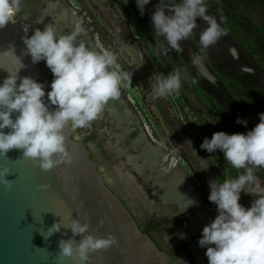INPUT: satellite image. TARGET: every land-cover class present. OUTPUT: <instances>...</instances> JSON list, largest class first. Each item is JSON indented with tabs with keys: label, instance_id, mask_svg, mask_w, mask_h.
<instances>
[{
	"label": "clouds",
	"instance_id": "1",
	"mask_svg": "<svg viewBox=\"0 0 264 264\" xmlns=\"http://www.w3.org/2000/svg\"><path fill=\"white\" fill-rule=\"evenodd\" d=\"M149 2L134 0L141 15ZM21 4L22 0H0V30L16 22ZM197 18L206 25L199 33L198 42L207 49L224 35V29L215 17L207 14L205 0H158L150 22L153 33L162 37L170 50L181 51L179 42L192 36ZM27 31L24 29L25 35L21 36L24 48L19 56L11 43L0 51V68L8 73L0 81V157L12 149L21 150L22 157L31 159L46 172L69 159L65 128L90 127L109 101L118 99L121 89L130 86L131 74L121 69L111 50H97L78 39L86 34L80 19L75 20L67 34H59L52 24L44 25L42 30L33 29L30 36ZM25 55L32 64L43 61L50 70L53 79L47 93L43 83L18 75L25 68L21 60ZM199 60L198 56L194 57L192 63ZM182 79L185 76L179 67L167 75H157L151 83L153 98L177 94ZM258 118V123L244 133L217 131L199 145L210 154L218 150L231 168L242 170L222 182H208L207 199L216 206L217 214L202 228L197 241L205 249L207 264H264V187L254 175L255 169H264V112ZM235 123L246 125L247 122L237 117ZM185 144L191 149L190 141ZM8 173L7 167L0 168V187L5 191L13 187L12 181L5 179ZM43 188L38 186L37 190ZM241 193L253 198L247 208L238 202ZM183 197L180 213L195 203ZM65 227L82 239L75 246L72 239L60 240L59 255L72 258L77 264L89 262L91 253L115 243L111 236L85 234L89 229L87 222L71 220ZM60 228L61 224L53 223L47 236Z\"/></svg>",
	"mask_w": 264,
	"mask_h": 264
},
{
	"label": "rangeland",
	"instance_id": "2",
	"mask_svg": "<svg viewBox=\"0 0 264 264\" xmlns=\"http://www.w3.org/2000/svg\"><path fill=\"white\" fill-rule=\"evenodd\" d=\"M64 1L71 9L63 7L61 10L66 9L67 13L74 10V19H80L86 30L82 39L88 42L89 37V42L97 50H111L121 69L131 74L130 86L121 90L139 107L141 120L156 143L174 152L179 167L185 170L200 198L201 209L207 213L216 211V206L207 199L208 182H222L242 170L231 168L218 150L210 154L199 145L205 137L210 139L217 131L232 134L250 130L258 123V114L264 112V18L251 0H205L207 14L217 19L224 35L209 48H201L198 36L206 25L197 18L192 36L179 42L181 51L170 50L163 38L153 33L150 17L158 0H150L143 15L134 0ZM44 8L45 0H22L15 19L28 29V36L35 28L42 30V22L55 18L60 10L53 11L55 13L49 17L47 13L51 8L45 12ZM122 42L131 44L137 52L145 77L129 64L130 57L120 51ZM197 56L199 63L193 64L192 59ZM177 67L185 76L179 92L165 98H153L151 83L155 77L167 75ZM34 68L38 69L42 80L44 65L39 62ZM154 109L162 120L156 117ZM237 117L245 120L246 125L235 123ZM83 130H72V135L77 138ZM102 136V140L109 139L106 133L102 132ZM185 141L191 142V149ZM120 162L118 172H121L125 185L133 193L139 192L128 172L152 200L146 201V205L155 219L178 214L181 217L179 222L183 221L185 213H177L178 210L161 204L158 197L152 198L145 177L131 170L125 158L121 157ZM200 162L206 165L209 176ZM254 175L264 187V169H255ZM252 199L241 193L238 202L247 208ZM179 260L185 263L183 258ZM190 263L194 264V261L191 259Z\"/></svg>",
	"mask_w": 264,
	"mask_h": 264
},
{
	"label": "water",
	"instance_id": "3",
	"mask_svg": "<svg viewBox=\"0 0 264 264\" xmlns=\"http://www.w3.org/2000/svg\"><path fill=\"white\" fill-rule=\"evenodd\" d=\"M48 4L54 5L52 11L69 8L64 0H45L44 12L49 8ZM13 31V23L0 30V51L11 43L19 56L22 51L20 40L17 41ZM87 40L89 42V38ZM21 60L25 68L18 75L30 76L43 83L47 93L48 85L39 77L38 69L33 74L25 56ZM7 75L0 68V81ZM4 131L7 132L8 129ZM65 136L69 159L61 161L46 172L31 159L22 157L21 150L12 149L4 157H0V168L9 169L5 179L13 184L10 191L0 187V264H77L72 258L60 256L58 248L60 240L72 239L75 246L82 239L80 235L73 236L70 229L65 227L71 220L87 222L89 229L85 234L102 238L111 236L115 241L107 249L91 253L90 261L85 264H169L167 253L148 234L141 231L136 214L110 189L85 143L73 137L72 130L68 127L65 128ZM125 163L127 164L126 160ZM127 175L139 188V192L130 191L120 175L124 188L149 212L146 201L152 200L135 178L128 172ZM38 186L44 188L38 191ZM149 192L157 197L151 187ZM161 204L177 209V213L183 211L182 204L179 203L161 200ZM185 212L187 214L183 221L173 225V231L179 238L180 226L177 225H187L194 215L204 211L199 204H195L182 213ZM53 223L61 224L60 231L47 236V230ZM200 235L199 230L180 238L186 244V250L195 264L199 263L193 255L191 245ZM165 237L172 241L170 234ZM179 258H183L184 264H191L186 254H179Z\"/></svg>",
	"mask_w": 264,
	"mask_h": 264
},
{
	"label": "bare ground",
	"instance_id": "4",
	"mask_svg": "<svg viewBox=\"0 0 264 264\" xmlns=\"http://www.w3.org/2000/svg\"><path fill=\"white\" fill-rule=\"evenodd\" d=\"M48 7L51 8H48L50 10L48 12L50 13H47L50 17L51 13H55L52 11L54 5L48 4ZM67 12L66 9H60L58 13L55 14V18H51L50 21H44L41 25L44 27L46 24H52L59 34H67L72 31L76 20L74 19L75 15L73 10H70L69 13ZM13 24V34L17 41L20 40L19 45L23 50L24 45L21 42V36L25 33L24 27L19 20H16ZM78 39H82V36L78 37ZM84 41L86 46H88V42L86 40ZM119 49L122 53L130 57L129 64L139 72V74L145 77L139 63L138 54L132 45L122 42ZM25 58L31 65L30 69L32 73L35 74L37 70L34 68V64L31 63L30 57L25 55ZM108 106L112 110L119 131H122L125 136L133 139L131 148L135 150V155L129 153L127 148L121 144V134L117 135L116 145L114 146V149L125 156L127 165L131 167V170L145 177V182L150 185L151 190L160 200H165L169 203L173 202L182 204L184 200L183 196H185L186 198L194 200V205H200V198L191 181L188 179L185 170L182 167H179V160L175 157V154L173 156L174 152H167L165 147L159 144H157L158 146H151V144L143 137L141 129L137 124L138 122L135 118L130 116L125 104L123 101H120L119 98L114 101H109ZM153 111L156 117L161 119L159 112L155 109ZM200 165L208 175L206 165L203 162H200ZM216 214V211L197 213L190 219L187 225H180L178 231L180 234H183L184 237L189 234H195L197 231H201L205 225L209 224ZM197 241L191 245L193 255L196 257L199 264H207V258L204 255L205 249L199 247Z\"/></svg>",
	"mask_w": 264,
	"mask_h": 264
},
{
	"label": "flooded vegetation",
	"instance_id": "5",
	"mask_svg": "<svg viewBox=\"0 0 264 264\" xmlns=\"http://www.w3.org/2000/svg\"><path fill=\"white\" fill-rule=\"evenodd\" d=\"M43 65H44L43 75H45L47 67L45 66V64ZM119 99L120 101H123V103L125 104V107L127 108L130 116L135 118L136 121L138 122L137 124L140 127L143 137L146 139V141H148L151 144V146H154V144L155 146H158L152 134L148 132L145 123L143 122V120H141L142 117L140 115L139 107L135 105V102L132 99L128 98V96L122 90ZM90 127L92 128L90 129L85 128L83 130V132L79 135L78 140L85 143L87 149L90 151L91 158L94 161L96 160L95 162L97 163V166H98L97 158L104 162V167L103 168L99 167V169L101 170L108 185H111L116 190V194H118V196H122V198L125 199L127 203L137 211L135 212L132 210L136 214L137 218L146 217L154 221L165 220L166 223L162 224L164 226V229L161 230L159 233H157V236H160L163 239V241L172 250L174 256V264H182L179 260V254L181 253L186 254L190 262V260L193 259V257L186 250V244L173 231V225L175 223H180L179 221L181 217L177 216L175 218L170 217V218L155 219L147 210L141 207L140 201H138L136 198H133L124 188V185L121 179L119 178L121 172L120 173L118 172V168L121 167L120 158L121 157L125 158V156L119 153L116 149H114V146L116 145L117 135L121 134L122 135L121 144L127 148V151L129 153L135 155L134 154L135 150L131 148L133 139H131V137L125 136L122 131L121 132L119 131V128L117 127V123L113 117L112 110L110 109L108 104L105 106V109L100 114V116L91 123ZM102 132L106 133L109 139L102 140V138H104L102 136ZM72 136L75 137L74 135ZM166 151L173 153L172 151H168L167 149ZM167 234L171 235L172 241L166 239L165 235ZM187 252L190 255L187 254Z\"/></svg>",
	"mask_w": 264,
	"mask_h": 264
},
{
	"label": "trees",
	"instance_id": "6",
	"mask_svg": "<svg viewBox=\"0 0 264 264\" xmlns=\"http://www.w3.org/2000/svg\"><path fill=\"white\" fill-rule=\"evenodd\" d=\"M251 2L253 3L254 7L259 12V14L264 18V0H251ZM40 62L42 64H44L43 61H40ZM52 79H53L52 74H51L50 70L47 68L45 75H43V77H42V81L50 84V82H51ZM97 161H98V168L99 167H102V165H104V162L101 161L100 159L97 158ZM108 186L110 187V189L113 192L116 193V190L111 185H108ZM119 197L122 199V201L128 207V209H130L131 211L133 210V211L137 212L132 206H130L127 203V201L125 199L122 198V196H119ZM152 198L157 199L156 197H152ZM200 209H201V207H200ZM186 213L187 212H185V214ZM176 216H178V214H176L175 216H173V218H175ZM137 221H138V225H139V228L141 229V231L144 232V233H146V234H148L155 241V243L157 244V246L161 250H163V251H165L167 253V255L169 257V264H174V256H173L172 250L163 241V239L160 236H157V233H159L161 230L164 229V226L162 224H165L166 221L165 220L154 221V220L149 219V218H146V217H144V218L138 217L137 218ZM187 254H189V253L187 252Z\"/></svg>",
	"mask_w": 264,
	"mask_h": 264
}]
</instances>
